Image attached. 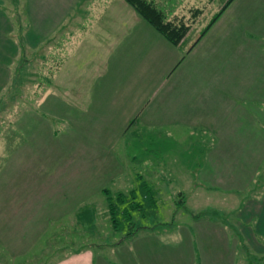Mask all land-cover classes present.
<instances>
[{
  "label": "rangeland",
  "instance_id": "rangeland-1",
  "mask_svg": "<svg viewBox=\"0 0 264 264\" xmlns=\"http://www.w3.org/2000/svg\"><path fill=\"white\" fill-rule=\"evenodd\" d=\"M1 1L18 50L0 89V264H135L132 252L153 245L185 255L221 244L238 264H264L263 237L243 231L254 235L264 198V0H233L203 36L226 0H147L190 27L178 44L154 28L167 46L150 57L146 44L143 57L118 53L143 67L136 77L127 65L121 86L113 71L97 80L111 46L103 14L135 10L126 0H79L61 36L31 31L53 28L39 0ZM186 83L183 111L171 93ZM132 199L142 205L128 222Z\"/></svg>",
  "mask_w": 264,
  "mask_h": 264
},
{
  "label": "crops",
  "instance_id": "crops-1",
  "mask_svg": "<svg viewBox=\"0 0 264 264\" xmlns=\"http://www.w3.org/2000/svg\"><path fill=\"white\" fill-rule=\"evenodd\" d=\"M37 2H38V0L35 1V4ZM39 2H40V7H39L40 10H41V7L45 10V5H46V8L50 10V12L49 11L47 12L46 17L50 18V20H51L50 27L53 26V28L50 30H47V28L40 30V29H38V27L35 26L33 28V30H31V31L34 34H47V33L51 32V33H55L56 36L57 35L61 36L62 34L66 33L67 29L70 28V27H68V25H73V23H74V16L77 14V11L75 9H76L77 5H79V0H39ZM109 7H110L109 12H111V6H109ZM126 7H128V6H126ZM109 12L104 13L103 15H109L110 16L109 20H108L110 27H107V28L104 27L101 29H106V30H104V33H103L104 35H102V36H103V38L106 39V41L108 43L111 44V46H110V51H107L108 53H106V55H109L107 57V59L105 60L106 66L104 68H106V72L103 75V79L97 80V83H102L105 86V84L108 83L107 80L109 79V77H107V76H111L112 71H113V74H118L119 77L117 78V83L120 82L119 84L121 86L120 79H121V76H123L124 68L127 65H130L131 68H134L137 64H135L134 62H131V61H134V59H131V60L126 61V62H121V60L118 58V56H120V55H118V53H122V52L129 50V49H132V51L134 53H139V54L142 53L141 57H143L144 51L142 52V49L144 48V46L146 44V45H149L148 49H150V54H149V57H150L152 55L153 50H155L156 48H159L160 45H161V47L165 46V45L167 46V43L164 41V38L161 39L158 34H156V36H155V34L153 35V33H155V31H156L154 29V27L151 24H149L148 22H146V23H148V24H146L145 20L137 13V11L127 9L126 11H124V13L121 11L120 12L113 11V14H110ZM69 15H71L70 18H73V21H66L65 20L69 17ZM124 28L128 29V30H130V29L136 30V32H135V34H132L133 36L128 38V37H125V35H124L127 32H123L121 34V31H123ZM108 29H110V31ZM12 31H13L12 20L9 16V13L7 11H5V7L3 6V3L0 0V89H1V87H3L4 83L9 82L10 75H11V72L9 70V66L13 65V62H14V60H16V57H17V50H18L17 41L15 40V37L13 36ZM72 31L73 30H70L68 33L70 34V32H72ZM105 31H109L107 33H110V35L106 34ZM28 32H27V34H28ZM117 33L119 34L118 36H117ZM63 40H64V42H67L66 39H62V42H63ZM28 42L29 41L27 40L26 43L28 44ZM128 44H130V47L128 46ZM62 47H63V45L62 46L61 45L56 46V51H58ZM112 56H114V58H112ZM169 61L172 64L175 62V58L173 57ZM158 63H159V60H157V68H160ZM154 64H156V61L152 65H154ZM162 64H163V66L166 67L167 62L164 61ZM175 65H176V63H175ZM107 66L113 67L111 69V71L107 72L110 69ZM160 66H161V64H160ZM142 68H143L142 65L138 64V66H136V69H134L136 77L140 74V72L142 71ZM72 69H74V67ZM174 70H175V67H174L173 71ZM100 74L102 75V73H100ZM126 74L129 75V73H126ZM126 74H125V76H126ZM62 76H63V74H62ZM173 76L169 77L170 80L173 78ZM263 76H264V71H263ZM169 78H168V80H169ZM131 81H132L131 79H129V80L124 79L125 87L123 89L128 90L129 85L127 86V84L130 83ZM175 82H176V85H178L179 79H175ZM186 82L196 84V81L193 80L192 77H190V79H188ZM187 83L184 84V86L179 85L178 88L183 89L182 91L178 92L176 90H173V93H171V99H174V100H176V96L180 97V94H182L183 97L185 96L184 101L183 102L180 101L181 103L179 104V108L183 109V111H184L183 107H185V105L191 106V102H192L190 94H191V90L193 88L191 87V85H188ZM187 85H188V88H186ZM133 86L134 85L132 83V87ZM173 88L175 89V87H173ZM116 89L120 90L121 87L117 86ZM118 91H117V94H118ZM95 93H98V91H96ZM141 99H143V97H141ZM171 114H172V112H171ZM182 114H183V112H182ZM256 218H259L257 220V222H256ZM202 221H204L203 216H201L199 218V223H203ZM251 221L256 223V228L254 226V230H255L253 233L254 235H252V233H251L252 227H250L251 229L248 227L250 232L245 230L246 228L243 229L244 235H245L244 238L246 240H248V238H250V236L252 238H255L254 237L255 234H258L261 237H263V239H264V198L262 199V202L259 205V208L256 211H254V214L251 217ZM214 223L216 224V221H214ZM150 227H152L151 228L152 231H146V233H153V231L155 230L153 228V226H146V227L144 226L143 228H150ZM200 230H201V227H199L197 229L198 236L201 235ZM141 231H143V230H141ZM136 234H139V233H136ZM206 237L207 236L205 235L204 238H206ZM135 238H137V235L135 236ZM160 238H170L169 231L165 232V234H163L162 237L160 236ZM148 239H151L153 241V238H148ZM206 240H208L209 242H212L213 238H209V239L206 238ZM256 240H257V238H256ZM155 246L156 245L152 246L153 250H151V249L146 250L147 252L140 251V250H138L136 252H132L131 255L136 254V256L132 257V259L138 260L140 258H143L144 263H142V264H180V262H181V264H197V263L198 264H206L204 262V256L208 253H210L211 256L205 257V259L206 260H207V258L211 259L210 261H208L209 264H226V262H228L230 259H232V264H236V263L238 264L237 259H239L238 256H235V254H234V256L233 255L231 256V254L229 256L228 253L231 250L224 251L222 244L217 245L216 249L213 251H210V252L202 251V253L199 254L196 251L190 250L185 255H184V252H180V251L170 250V252H165L167 250L158 249L159 245L156 247ZM232 248H233V246H232ZM233 249L235 250V248H233ZM235 253H237V252H235ZM199 255H202L203 257H200ZM233 257H234V259H233ZM247 257L249 259H253L256 256L254 254H247ZM182 259H185V260L182 261ZM137 260H136L135 264H141V262H139ZM234 261H235V263H234ZM120 264H125V261L121 260ZM126 264H129V262Z\"/></svg>",
  "mask_w": 264,
  "mask_h": 264
},
{
  "label": "trees",
  "instance_id": "trees-1",
  "mask_svg": "<svg viewBox=\"0 0 264 264\" xmlns=\"http://www.w3.org/2000/svg\"><path fill=\"white\" fill-rule=\"evenodd\" d=\"M126 1L135 8V10L139 13V15H141L149 24H151L159 33L164 35L173 44H178L190 27V25L184 23V21L181 23H176L173 20L166 21L163 13L147 0H126ZM232 1L233 0H226V2L223 4L221 9L212 17L209 23L204 27L201 36H203L204 33H206L207 30L211 28L214 22L218 19V17L223 13V11L228 7V5ZM120 196H121L120 203L123 205V203L127 202L126 197L125 195L122 196L121 194ZM128 203H129V208H127V206L124 205L121 212H122V219L128 220V222H130L132 219L131 215L133 214V211H130V208L133 210L140 209V205H142L141 204L142 202L141 203L134 202V200L132 199L128 201ZM110 210H111L112 221L114 222L115 226H118L120 220L117 218L118 216L117 207L110 206Z\"/></svg>",
  "mask_w": 264,
  "mask_h": 264
}]
</instances>
